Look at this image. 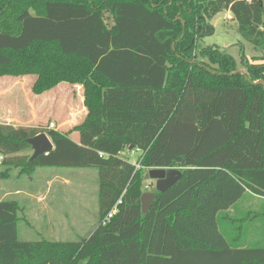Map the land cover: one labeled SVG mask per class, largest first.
Here are the masks:
<instances>
[{"label":"trees","instance_id":"16d2710c","mask_svg":"<svg viewBox=\"0 0 264 264\" xmlns=\"http://www.w3.org/2000/svg\"><path fill=\"white\" fill-rule=\"evenodd\" d=\"M224 9L264 53L262 0H0V73L35 75L36 94L80 85L87 110L77 142L51 128L53 149L33 160L22 152L42 131L0 123V166L98 172V224L80 241L20 240L21 207L0 200V264H264V247L217 223L245 192L264 197V55L242 47L240 73L217 45L195 53ZM155 167L182 176L142 213Z\"/></svg>","mask_w":264,"mask_h":264},{"label":"rangeland","instance_id":"374dc122","mask_svg":"<svg viewBox=\"0 0 264 264\" xmlns=\"http://www.w3.org/2000/svg\"><path fill=\"white\" fill-rule=\"evenodd\" d=\"M251 1L253 3L255 0ZM228 15L232 16L230 10L224 9L212 18L213 33L199 38L195 53L198 54L201 48L217 45L221 51L235 58L239 69H244L239 62L242 47L248 59L261 57L264 53L241 37L236 21ZM105 20L108 24L111 22L106 13ZM35 77L32 74L16 76L0 73V123L36 128L47 135V131L51 129L50 123H54L53 129L63 132L66 128H62L60 124L68 118L71 112L69 107L75 105V100L67 97L75 96L78 85L61 82L36 94L32 91ZM125 153L131 163L139 161L138 150H125L123 154ZM22 154L31 155L32 149H27ZM136 167H139L138 163ZM149 169H142L144 192L155 189L154 180L147 176ZM93 170L96 173V169ZM17 171L19 173V169ZM88 171L91 170L75 167H37L31 174L19 173V177L12 173L9 179H2L5 185L13 188L29 187L34 192L46 196L43 201L37 202L34 198L29 203L22 197L19 198V239L80 241L88 238L98 224L97 177H93L91 172L87 177ZM59 172L67 174L69 184L64 185L62 180H56L54 177H50L53 180L51 184L46 181V173L50 175ZM61 190H64V194L60 193ZM217 223L226 238L237 245L264 247V197L245 192L234 206L217 214Z\"/></svg>","mask_w":264,"mask_h":264},{"label":"crops","instance_id":"0c3cea01","mask_svg":"<svg viewBox=\"0 0 264 264\" xmlns=\"http://www.w3.org/2000/svg\"><path fill=\"white\" fill-rule=\"evenodd\" d=\"M73 94H71V95H73ZM67 99H74L75 105H71L69 107L71 112L69 113L68 118L64 119L60 125L62 126V128H66V129H63L64 131L63 130L62 131L64 133L67 132L69 134L70 138L77 142L78 138H79L78 131H73L72 128L74 126L80 124L83 121V119L87 113L86 107L83 104L84 98H83L82 87L80 85H78L75 96L68 95ZM17 169H18L17 167H10L9 169L5 170V169H3L2 166H0V170H1V172H0V200L12 199V200H15L16 202H18L19 205H20L19 198H21V197H22V199H24L28 203L31 200H33L34 198L37 200V202L43 201V199L46 198V196L40 192H34V190L30 189L29 187H25V188L24 187H14L13 188V187H11L9 185H5L3 183L2 179H9L10 176L12 175V173H14V175L20 177L21 175L18 174ZM89 169L91 171H88L87 177L89 176V172L92 173L93 177L94 176L97 177V198H98V172H97L96 168H95L96 173L93 170V168L92 169L89 168ZM45 176H46L45 178L47 179L46 181L50 184L53 182V180H51L52 178H50V177H54L56 180L57 179L62 180L64 185H67L70 183V181L67 178V174L64 175L60 172L59 173H53L50 175L48 173H46ZM60 193L64 194V190H61ZM23 212H24V209H23ZM60 219L63 220V217L60 216ZM50 228H52V225H50ZM242 247H244V246H242Z\"/></svg>","mask_w":264,"mask_h":264},{"label":"water","instance_id":"95a60500","mask_svg":"<svg viewBox=\"0 0 264 264\" xmlns=\"http://www.w3.org/2000/svg\"><path fill=\"white\" fill-rule=\"evenodd\" d=\"M234 72L244 73L242 69H237ZM255 83H263L262 80H258ZM27 143L32 149V154L29 160L35 159L37 156L44 153H48L53 149V142L45 132H40L33 137L27 139ZM133 145L129 146V150H132ZM149 179L154 180L155 190L163 192L177 183L182 176V171L179 168L174 167H155L150 168L147 172ZM155 199V192L145 191L141 194L139 202L141 204L142 213H147L151 204Z\"/></svg>","mask_w":264,"mask_h":264},{"label":"built area","instance_id":"2783aa9c","mask_svg":"<svg viewBox=\"0 0 264 264\" xmlns=\"http://www.w3.org/2000/svg\"><path fill=\"white\" fill-rule=\"evenodd\" d=\"M228 17H229V18H232L231 15H228ZM50 127H51V128H55L54 123H50ZM1 158H2V156H0V159H1ZM108 216H111V213H109Z\"/></svg>","mask_w":264,"mask_h":264}]
</instances>
